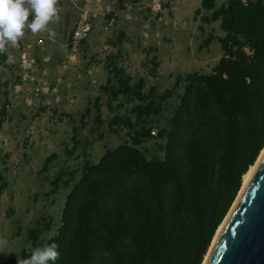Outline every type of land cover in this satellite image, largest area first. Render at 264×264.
<instances>
[{"label": "trees", "instance_id": "obj_1", "mask_svg": "<svg viewBox=\"0 0 264 264\" xmlns=\"http://www.w3.org/2000/svg\"><path fill=\"white\" fill-rule=\"evenodd\" d=\"M201 7L209 12L202 21L218 22L223 32L216 38L222 54L209 73L177 74L159 92L126 71L120 49L106 55L108 77L100 89L111 115L103 118L100 97L89 99L80 127L92 115L99 140L106 121L122 142L104 143L99 159L85 160L77 179L63 170L52 179L45 176L51 194L68 189L57 228L45 237L53 219L42 216L26 231L31 248L59 245L56 264H202L264 148V0H227L220 6L201 0ZM213 39L209 33L202 47ZM144 66L155 77L156 55ZM172 96L178 103L163 116ZM7 104H0V126ZM72 129L75 149L81 141ZM150 141L158 154H147ZM55 157L45 158L42 172ZM6 186L0 175V194ZM22 256H28L25 249ZM0 264L20 263L0 252Z\"/></svg>", "mask_w": 264, "mask_h": 264}, {"label": "rangeland", "instance_id": "obj_2", "mask_svg": "<svg viewBox=\"0 0 264 264\" xmlns=\"http://www.w3.org/2000/svg\"><path fill=\"white\" fill-rule=\"evenodd\" d=\"M226 2L216 0V5ZM103 5L113 14L110 18L108 14L89 16L92 30L83 38L85 44L68 46V37L82 12L91 14L92 6L83 0L76 4L57 0L60 20L49 25L52 34H33L26 29L18 47L8 45L0 52L5 55L0 59V104L8 103L0 126V175L7 182L0 194V252L20 264L34 249L26 243L27 229L39 217L49 216L53 219V228L45 235L49 237L60 219L68 189L51 194L48 179L61 170L74 172L77 179L85 160L99 159L104 143L115 147L122 142L106 127L111 113L100 89L108 77L106 55L120 49V63L126 71L135 79L143 77L147 87L156 86L161 92L172 86L177 74L209 73L222 54L216 38L223 32L218 22L202 21L209 12L201 7V0H103ZM209 33L214 39L202 47ZM23 52L34 61L25 78L20 66ZM154 55L159 61L155 77L144 66L147 57ZM95 97L101 98L106 120L101 140L94 132L92 115L80 127L87 101ZM177 103L178 98L172 96L163 116H168ZM73 127L81 141L75 149L70 141ZM145 147L149 156L158 154L153 141ZM52 153L56 157L42 172L45 158ZM23 249L28 256H22Z\"/></svg>", "mask_w": 264, "mask_h": 264}, {"label": "water", "instance_id": "obj_3", "mask_svg": "<svg viewBox=\"0 0 264 264\" xmlns=\"http://www.w3.org/2000/svg\"><path fill=\"white\" fill-rule=\"evenodd\" d=\"M237 197L205 264H264V154Z\"/></svg>", "mask_w": 264, "mask_h": 264}, {"label": "clouds", "instance_id": "obj_4", "mask_svg": "<svg viewBox=\"0 0 264 264\" xmlns=\"http://www.w3.org/2000/svg\"><path fill=\"white\" fill-rule=\"evenodd\" d=\"M59 20L57 0H0V52L22 39L26 29L52 34L49 25ZM59 257V245L53 241L34 248L23 264H56Z\"/></svg>", "mask_w": 264, "mask_h": 264}, {"label": "built area", "instance_id": "obj_5", "mask_svg": "<svg viewBox=\"0 0 264 264\" xmlns=\"http://www.w3.org/2000/svg\"><path fill=\"white\" fill-rule=\"evenodd\" d=\"M72 1H73V3L76 4V1H78V0H72ZM83 2L86 3V5L92 6V11L90 12L91 14H89V12H87L85 10L80 15V19L77 22L78 24L76 25V27L73 29V31L71 33V35H72L71 39H72V45L73 46L78 44L83 38L90 35L91 30H92V22L89 20L90 15H92V17L97 18L98 14L104 16L111 11L108 6L104 7L103 0H83ZM111 21L112 20H110V22L107 25H110ZM107 25L105 26V28H107ZM15 46L16 47L19 46L18 42L15 44ZM33 63H34V61L28 57L27 52H23L21 54L20 66L23 70L24 78L28 75V71H29V69L32 68ZM151 133L155 134L154 131H151Z\"/></svg>", "mask_w": 264, "mask_h": 264}, {"label": "bare ground", "instance_id": "obj_6", "mask_svg": "<svg viewBox=\"0 0 264 264\" xmlns=\"http://www.w3.org/2000/svg\"><path fill=\"white\" fill-rule=\"evenodd\" d=\"M263 154H264V148H263V150L261 151L260 155L258 156V158H257L256 162L254 163V165L251 166L250 169L248 170V172L244 175L243 183H242V187H241V189H240V191H239V194H241V192L243 191V188L247 185V183H248L249 180L251 179L252 175L254 174L255 170L257 169V166H258V164H259V162H260L261 157H262ZM239 194H238V196H239ZM237 198H238V197H237ZM236 202H237V199H236V201L234 202V204H232V205L234 206V205L236 204ZM233 206H232V207H233ZM231 210H232V209H231ZM227 218H228V216L224 219V221L222 222V224H220V226L218 227V229H217V231H216V233H215V235H214V239H213V241H212V243H211V245H210V247H209V250L211 249L212 244H213L215 238H217V236L219 235L220 231L222 230L223 225H224L225 221L227 220ZM209 250H208V252H207V254H206V256H205V258H204L202 264H205V260H206V258H207V256H208Z\"/></svg>", "mask_w": 264, "mask_h": 264}]
</instances>
